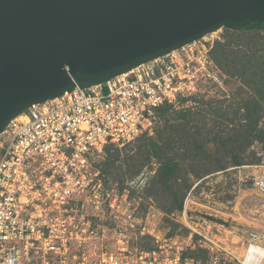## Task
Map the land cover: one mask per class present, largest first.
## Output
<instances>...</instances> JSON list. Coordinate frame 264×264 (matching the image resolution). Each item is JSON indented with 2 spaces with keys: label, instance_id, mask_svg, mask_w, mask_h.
<instances>
[{
  "label": "built area",
  "instance_id": "built-area-1",
  "mask_svg": "<svg viewBox=\"0 0 264 264\" xmlns=\"http://www.w3.org/2000/svg\"><path fill=\"white\" fill-rule=\"evenodd\" d=\"M214 44L205 36L103 84L34 104L10 121L0 135V264H264V231L241 236L187 214L186 241L141 226L151 249H133L122 227L115 249L98 252L95 245L97 219L135 226L129 193L107 189L97 159L108 145L152 133L158 109L176 107L202 82L223 87ZM256 184L264 189V178ZM196 245L206 257L185 255Z\"/></svg>",
  "mask_w": 264,
  "mask_h": 264
},
{
  "label": "water",
  "instance_id": "water-1",
  "mask_svg": "<svg viewBox=\"0 0 264 264\" xmlns=\"http://www.w3.org/2000/svg\"><path fill=\"white\" fill-rule=\"evenodd\" d=\"M254 20L264 0H0V135L34 104Z\"/></svg>",
  "mask_w": 264,
  "mask_h": 264
},
{
  "label": "rangeland",
  "instance_id": "rangeland-1",
  "mask_svg": "<svg viewBox=\"0 0 264 264\" xmlns=\"http://www.w3.org/2000/svg\"><path fill=\"white\" fill-rule=\"evenodd\" d=\"M207 38L214 39L215 42L217 40L228 41L232 44L235 52L251 50V52L264 53V33L259 29L227 32L225 28H221L208 34ZM231 59L233 62V57ZM217 67L219 75L224 80L223 87L214 84L211 80L202 82L201 88L196 94L180 98L179 103L176 107L174 106L176 111L181 109L189 111V115L198 125H207L208 129L212 130L220 123H222V127H225L227 124L235 125L242 121L245 118L244 114L246 111L248 112V109L244 108L246 103L249 105V102H253L264 110L263 70H259V73L257 72L258 74L255 75V70L239 73L241 66H237L238 69H235L238 72L230 70V67L224 69L219 65ZM184 99L188 100L184 101ZM255 104L249 105L248 108L252 109ZM214 111L220 112L221 115L228 114L230 120L222 118L215 120V117H211ZM262 115L264 116V112ZM175 116L176 114L168 115L170 120ZM253 117L256 118L257 114ZM231 119L236 122H232ZM243 122L249 123V119H244ZM163 125H165V120L158 114L153 121V132L149 135L156 136ZM260 125H263V119ZM233 134L238 142L231 146L236 148L235 151H246L244 155L250 157V160L253 159V162L241 166H230L225 171L209 172L202 178L195 177L192 173V188L186 196L185 208L181 212L169 213L170 200L167 193H159L157 188L150 186L149 182L158 163L154 159L147 166L142 167L144 158L139 154L138 149L143 143L141 139L144 135L122 147H110V152L105 151L104 158L97 159V164L103 166L106 172L105 185L113 192L127 191L129 193V213L133 214L135 226L131 225L132 221L129 219H114L110 216L97 219L95 221L98 232V238L95 241L97 251H101L103 246L105 249L108 247L115 249L117 245L116 229L121 227L128 231L130 245L133 249L154 247L150 236L140 234L141 226H147L151 231L160 230L186 241L190 234V229L184 224L186 223V214L188 218L207 217L213 220L212 224L220 226L221 231L227 230L228 233L234 231L241 236L251 230L264 231V189L256 184V180L264 178L263 144L255 138H253L254 142L249 144L242 131L241 133L233 131ZM144 140H147V137H144ZM236 140L234 139V141ZM231 146L229 149L224 147L220 149L215 145L212 152L216 156H222V154L229 156L232 154L229 152ZM255 158L257 160H254ZM103 161L104 164H102ZM206 164L198 161L191 168L198 171L203 170ZM261 165L263 167H260ZM210 169H213L212 166ZM194 242L197 243V237ZM72 249L78 251L77 246H73ZM197 250L199 248L196 245L189 248L187 254L197 258L204 257L200 252H196ZM54 264L60 263L55 260Z\"/></svg>",
  "mask_w": 264,
  "mask_h": 264
},
{
  "label": "trees",
  "instance_id": "trees-1",
  "mask_svg": "<svg viewBox=\"0 0 264 264\" xmlns=\"http://www.w3.org/2000/svg\"><path fill=\"white\" fill-rule=\"evenodd\" d=\"M224 28L227 32L259 29L264 33V21L254 20L245 28L239 30ZM211 56L216 64L223 69L230 67V70H235L238 69L237 66H241L239 73L255 70V75L259 73V70L264 71V53L251 52V50L241 51L240 53L235 52L232 44L228 41L217 40L211 50ZM186 100L188 99H184V101ZM246 104L244 108L248 109V112L246 111V114H244V119H249V123H244V119L235 125L231 123L232 125L227 124L225 127H222V123H220L212 130H209L207 125H198L189 115V111H183V109L176 111L174 105L166 104L158 109L157 115H161V118L165 120V125L162 126L161 131L157 132L156 136H150L149 133L143 134L145 138L147 137V140H144V137L141 139L143 143L140 145L138 152L144 158L142 167L147 166L154 159L157 161L158 167L149 183H151V187L157 188V192L167 193L166 195L170 200L169 213L184 210L186 196L192 188V173L194 174L193 176L202 178L209 172L225 171L230 166H241L253 162V159L250 160V157L244 155L246 151H235L236 148L231 146L238 142L233 131L240 133L242 131L247 137L249 144H252L255 139L259 140L264 148V116L262 115L264 110L253 102H249V105L255 104L252 109L248 108V103ZM172 114H176V116L170 120L168 115ZM256 114L257 117L254 118L253 116ZM203 117L205 118L206 116ZM211 117H215V120L218 118L230 120L228 114L223 113L221 115L218 111H214ZM262 119L263 125H260ZM232 122L236 121L232 120ZM215 145L220 149L222 147L229 149L231 146L229 152L232 154L229 156H224L223 154L222 156H216L212 152V148ZM113 146L108 145L105 151L110 152V147ZM254 160H257V158ZM198 161L208 164L204 165L203 170L199 171L191 168ZM102 164H104V161ZM210 166L213 169H210ZM205 167H208V169H205ZM101 168L103 175L106 176L105 169H103V166ZM138 173L139 170L137 171ZM196 252H200L205 257L207 255L206 251L201 249Z\"/></svg>",
  "mask_w": 264,
  "mask_h": 264
},
{
  "label": "crops",
  "instance_id": "crops-1",
  "mask_svg": "<svg viewBox=\"0 0 264 264\" xmlns=\"http://www.w3.org/2000/svg\"><path fill=\"white\" fill-rule=\"evenodd\" d=\"M260 167H263L262 165Z\"/></svg>",
  "mask_w": 264,
  "mask_h": 264
}]
</instances>
